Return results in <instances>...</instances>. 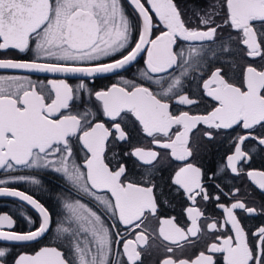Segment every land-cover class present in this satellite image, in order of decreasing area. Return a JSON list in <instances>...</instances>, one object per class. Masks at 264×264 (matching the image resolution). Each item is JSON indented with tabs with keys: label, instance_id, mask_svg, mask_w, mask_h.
I'll return each mask as SVG.
<instances>
[{
	"label": "snow or ice",
	"instance_id": "6c2138e0",
	"mask_svg": "<svg viewBox=\"0 0 264 264\" xmlns=\"http://www.w3.org/2000/svg\"><path fill=\"white\" fill-rule=\"evenodd\" d=\"M128 3L135 20L122 0H0V70L52 76L0 74V196L41 218L20 233L0 214V241L30 244L50 231L49 210L7 186L40 183L11 173L49 169L81 198L63 201L59 245L14 264H145L153 252V264H264V226L250 232L238 216L258 209L231 183L264 193V168L251 167L264 159V0ZM142 55L139 80L89 87ZM225 142L209 173L207 144ZM176 197L183 223L163 214ZM209 203L221 219L206 214ZM9 252L0 248V264Z\"/></svg>",
	"mask_w": 264,
	"mask_h": 264
},
{
	"label": "flooded vegetation",
	"instance_id": "af4514ba",
	"mask_svg": "<svg viewBox=\"0 0 264 264\" xmlns=\"http://www.w3.org/2000/svg\"><path fill=\"white\" fill-rule=\"evenodd\" d=\"M125 10L129 16L135 20L136 16L133 11V7L128 3V0H122ZM191 0H178L182 6L185 3H190ZM2 55V53H0ZM9 55L17 58H28L25 54H20L17 56L15 52L9 53ZM119 58V57H117ZM144 67L143 65V55L138 57V60L129 65L126 69L120 70L119 74H107V76H101L94 80H89V87L95 90L109 87L113 83H118L121 78L124 79H136L139 80V72ZM0 74L9 75H31L35 79L44 80L46 78H52L51 75H36L29 73H21L14 71H0ZM69 83L75 86L78 81L70 79ZM174 105V110H175ZM240 132V129H236L232 132V135H236ZM227 150V142L224 144L208 143L207 151L202 154L201 162L205 166L206 170L211 173L215 172L217 165L222 163L221 157ZM131 166V163H130ZM252 168H264V159L261 157H256L251 162ZM11 175H28L32 176L40 181L39 184H32L30 182H14L9 183L7 186L15 188L19 191H24L26 194L33 196L34 199L43 204L52 215V226L50 231L45 234L44 237L39 238L36 242H31L30 244H14L11 242L0 241V248H8L10 250L7 256V264H14V260L18 258L21 254H33L35 251L39 250L41 247L45 246H57L61 243L60 240L56 239V224L62 219L64 214L63 201L66 197L75 199L81 198L77 196L74 190L67 184L65 179L61 174H58L49 169H21L18 172L11 173ZM167 172L164 173L166 177ZM8 173L0 170V179H6ZM217 183L220 181L217 180ZM211 184V182H209ZM236 187L241 189V194L239 198L245 199L248 202L249 207H255L258 209V214L254 216H248L242 211L238 212V216L241 219L242 224L248 231H255L257 228L264 226V193L259 191L253 185H251L246 179H236L232 181ZM224 185L222 184V187ZM231 186V185H229ZM215 195L216 189L213 187L210 189ZM225 191H228V187H225ZM83 202L88 203L89 206L95 207V205L87 198H82ZM223 202L229 203L230 201L222 197ZM184 206V201L182 197H176L172 201V207L164 209V215H175L183 223V216L181 215V208ZM9 214L16 221L14 230L16 232L24 233L28 231H35L39 228L41 218L38 212L33 209L26 202L19 200L16 197H3L0 196V214ZM206 214L213 216L215 218L221 219L222 213L219 209L215 207L213 203L207 205ZM26 217L31 218L33 223H29ZM203 247V245H201ZM190 252L193 250H189ZM157 258V253L153 252L151 257H145V264H153V261Z\"/></svg>",
	"mask_w": 264,
	"mask_h": 264
},
{
	"label": "water",
	"instance_id": "95a60500",
	"mask_svg": "<svg viewBox=\"0 0 264 264\" xmlns=\"http://www.w3.org/2000/svg\"><path fill=\"white\" fill-rule=\"evenodd\" d=\"M0 71H14V72H20V71H17V70H0ZM21 73H24V72H21ZM29 74H36V75H51V74H44V73H29Z\"/></svg>",
	"mask_w": 264,
	"mask_h": 264
}]
</instances>
